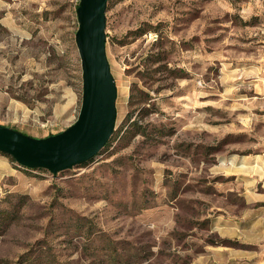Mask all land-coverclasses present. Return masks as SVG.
Returning a JSON list of instances; mask_svg holds the SVG:
<instances>
[{"label":"rangeland","instance_id":"1","mask_svg":"<svg viewBox=\"0 0 264 264\" xmlns=\"http://www.w3.org/2000/svg\"><path fill=\"white\" fill-rule=\"evenodd\" d=\"M78 2L0 0L1 125L76 121ZM105 18L113 133L56 174L0 152V264L31 246L36 264H110L111 241L114 264H260L264 0H108Z\"/></svg>","mask_w":264,"mask_h":264},{"label":"water","instance_id":"2","mask_svg":"<svg viewBox=\"0 0 264 264\" xmlns=\"http://www.w3.org/2000/svg\"><path fill=\"white\" fill-rule=\"evenodd\" d=\"M108 0H79L74 35L82 76L81 106L76 121L43 138L0 124V152L19 166L56 174L97 155L113 133L116 85L105 52Z\"/></svg>","mask_w":264,"mask_h":264},{"label":"trees","instance_id":"3","mask_svg":"<svg viewBox=\"0 0 264 264\" xmlns=\"http://www.w3.org/2000/svg\"><path fill=\"white\" fill-rule=\"evenodd\" d=\"M12 161H14L11 158ZM96 236L99 237L100 239L107 237L106 234L104 232H97ZM108 241L110 242V238H108ZM110 243H112V249L113 251L109 252L108 257L110 259L111 262H109L110 264H114L117 261L118 255L117 252L115 251V247H114V242L111 241ZM34 250L32 249V246L29 247L28 249H26V251H24L23 253H21L15 264H36V258H34L32 256ZM55 264H61L60 262H56Z\"/></svg>","mask_w":264,"mask_h":264},{"label":"crops","instance_id":"4","mask_svg":"<svg viewBox=\"0 0 264 264\" xmlns=\"http://www.w3.org/2000/svg\"><path fill=\"white\" fill-rule=\"evenodd\" d=\"M0 167H1V169H0V176L1 177L4 175L10 174V172H11L10 160L7 157L0 156ZM243 180H244V178H243ZM217 233L222 237H234V235H236V234H234V232L233 233L232 232H217ZM260 233H261V235L264 236V232H260ZM236 236H239V235H236ZM263 249H264V246H263ZM220 250L226 254V257H225L226 259H223L222 262H224L225 260H229L231 255H232L231 253H233L232 250L228 247H223V248L216 250V251L219 252ZM229 253H230V256L228 255ZM261 254H262V256L259 259L260 264H264V250L261 252ZM216 261H218V260H216Z\"/></svg>","mask_w":264,"mask_h":264}]
</instances>
